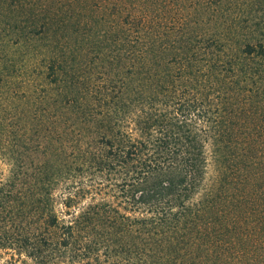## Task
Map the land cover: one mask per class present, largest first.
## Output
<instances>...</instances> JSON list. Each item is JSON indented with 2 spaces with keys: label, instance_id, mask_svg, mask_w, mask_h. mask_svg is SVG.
Returning a JSON list of instances; mask_svg holds the SVG:
<instances>
[{
  "label": "rangeland",
  "instance_id": "obj_1",
  "mask_svg": "<svg viewBox=\"0 0 264 264\" xmlns=\"http://www.w3.org/2000/svg\"><path fill=\"white\" fill-rule=\"evenodd\" d=\"M116 3L121 15L126 14L123 7L130 0H0V198L12 184L14 195L25 197L15 206L19 213L22 200L26 205L20 209L19 228L45 232L44 219L32 213L37 206L40 212L48 210L44 202H33L34 197L46 199L48 180H54V207L61 218H68L66 197L75 195L71 210L78 212L94 198L111 200L97 193L100 183L116 188L122 182V177L95 169L94 160L71 155L79 148L95 152L107 132L91 124L90 109L96 114L120 107L156 131L158 123L177 115L178 100H210L215 95L211 88H219L223 77L233 85L239 81L241 87L264 84L259 71L264 58L242 54L246 44L264 43V0H144L140 6L148 15L156 7L183 25L175 27L178 40L133 48L125 44L124 35L114 41ZM139 34L149 42L148 30ZM243 92L237 91V97ZM131 97L141 103L135 101L132 108ZM244 97L254 105L259 102L250 93ZM261 109L251 112L256 115ZM201 121L198 127L205 128ZM206 147L213 178L218 172L211 141ZM0 264H35V259L17 244L0 248Z\"/></svg>",
  "mask_w": 264,
  "mask_h": 264
},
{
  "label": "trees",
  "instance_id": "obj_2",
  "mask_svg": "<svg viewBox=\"0 0 264 264\" xmlns=\"http://www.w3.org/2000/svg\"><path fill=\"white\" fill-rule=\"evenodd\" d=\"M142 1L130 0L123 15L120 4H114V41L124 35L125 44L133 48L178 40L175 27L182 22L169 20L156 7V13L148 15ZM180 17L185 21L186 16ZM140 30H148L149 42L141 40ZM242 54L264 58V43H248ZM259 71L264 73V68ZM222 81L219 88L212 86L215 95L206 98L208 102L178 100L177 115L158 123L156 131L120 107L96 114L90 109L91 124L107 132L95 152L79 148L71 155L74 160H94L95 169L115 179L122 177L116 188L98 186L97 193L111 200L94 198L73 212L75 195L66 197L68 218H61L54 207V180H48L46 199L33 198L48 210L40 212L37 206L32 213L44 219L45 232L37 227L29 232L16 225L26 205L20 201L17 213L16 202L25 197L14 195L12 184L0 198V248L19 244L35 264H264V84L247 88L225 77ZM237 91L258 97L260 104L237 97ZM138 100L130 98L132 108L141 103ZM253 108H262L261 114L254 115ZM200 121L207 126L198 127ZM209 141L218 172L213 178L208 173Z\"/></svg>",
  "mask_w": 264,
  "mask_h": 264
}]
</instances>
